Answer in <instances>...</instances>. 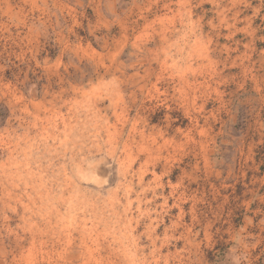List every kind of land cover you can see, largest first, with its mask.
I'll return each mask as SVG.
<instances>
[{
    "label": "rangeland",
    "instance_id": "374dc122",
    "mask_svg": "<svg viewBox=\"0 0 264 264\" xmlns=\"http://www.w3.org/2000/svg\"><path fill=\"white\" fill-rule=\"evenodd\" d=\"M0 264H264V0H0Z\"/></svg>",
    "mask_w": 264,
    "mask_h": 264
}]
</instances>
